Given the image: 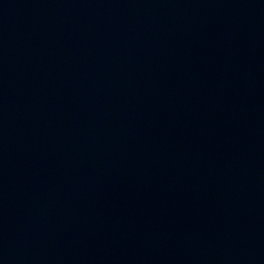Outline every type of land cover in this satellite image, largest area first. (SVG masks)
Returning <instances> with one entry per match:
<instances>
[{"label": "water", "instance_id": "water-1", "mask_svg": "<svg viewBox=\"0 0 264 264\" xmlns=\"http://www.w3.org/2000/svg\"><path fill=\"white\" fill-rule=\"evenodd\" d=\"M0 264H264V0H0Z\"/></svg>", "mask_w": 264, "mask_h": 264}]
</instances>
